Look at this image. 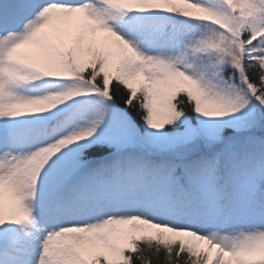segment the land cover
<instances>
[{
    "label": "snow or ice",
    "instance_id": "snow-or-ice-1",
    "mask_svg": "<svg viewBox=\"0 0 264 264\" xmlns=\"http://www.w3.org/2000/svg\"><path fill=\"white\" fill-rule=\"evenodd\" d=\"M0 264H264V0H0Z\"/></svg>",
    "mask_w": 264,
    "mask_h": 264
}]
</instances>
